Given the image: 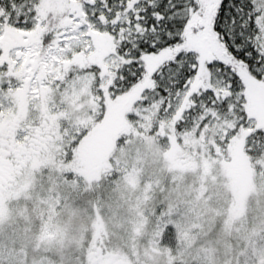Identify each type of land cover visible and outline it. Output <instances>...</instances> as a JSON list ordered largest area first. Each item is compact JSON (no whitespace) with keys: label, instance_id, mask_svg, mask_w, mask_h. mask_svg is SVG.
<instances>
[{"label":"snow or ice","instance_id":"6c2138e0","mask_svg":"<svg viewBox=\"0 0 264 264\" xmlns=\"http://www.w3.org/2000/svg\"><path fill=\"white\" fill-rule=\"evenodd\" d=\"M0 264H264V0H0Z\"/></svg>","mask_w":264,"mask_h":264}]
</instances>
